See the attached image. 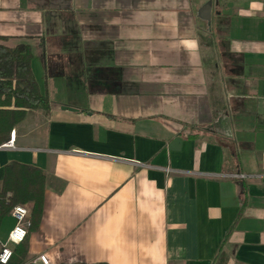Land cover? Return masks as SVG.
<instances>
[{
  "label": "crops",
  "instance_id": "obj_1",
  "mask_svg": "<svg viewBox=\"0 0 264 264\" xmlns=\"http://www.w3.org/2000/svg\"><path fill=\"white\" fill-rule=\"evenodd\" d=\"M206 1L0 0L50 103L0 145L45 173L22 264H264V0Z\"/></svg>",
  "mask_w": 264,
  "mask_h": 264
},
{
  "label": "trees",
  "instance_id": "obj_2",
  "mask_svg": "<svg viewBox=\"0 0 264 264\" xmlns=\"http://www.w3.org/2000/svg\"><path fill=\"white\" fill-rule=\"evenodd\" d=\"M31 60L29 44L18 43L10 47L0 42V145L9 139L11 130L24 119L29 109L50 110L49 99L40 92L32 73ZM196 130L198 127H190L188 136H195ZM44 181L45 173L38 167L16 161L6 164L0 181V224L13 205L31 203L28 231L35 229L42 213ZM26 252L25 238L17 244L6 264H22ZM227 262L228 256L220 247L214 264Z\"/></svg>",
  "mask_w": 264,
  "mask_h": 264
},
{
  "label": "built area",
  "instance_id": "obj_3",
  "mask_svg": "<svg viewBox=\"0 0 264 264\" xmlns=\"http://www.w3.org/2000/svg\"><path fill=\"white\" fill-rule=\"evenodd\" d=\"M14 138L12 137L9 141L2 144V146L13 147ZM169 171V169H166ZM234 178L243 179L249 175L245 173H234L231 175ZM9 214L14 218L15 224L13 228L9 231L7 239L1 244L0 247V264H6L9 262L13 255L12 246L17 245L22 242L27 234L28 228L30 226V211L26 204H15L11 207ZM39 261L42 264H47L48 259L45 254H39L35 261Z\"/></svg>",
  "mask_w": 264,
  "mask_h": 264
},
{
  "label": "water",
  "instance_id": "obj_4",
  "mask_svg": "<svg viewBox=\"0 0 264 264\" xmlns=\"http://www.w3.org/2000/svg\"><path fill=\"white\" fill-rule=\"evenodd\" d=\"M212 1H206L199 9V16L203 19L210 20Z\"/></svg>",
  "mask_w": 264,
  "mask_h": 264
},
{
  "label": "clouds",
  "instance_id": "obj_5",
  "mask_svg": "<svg viewBox=\"0 0 264 264\" xmlns=\"http://www.w3.org/2000/svg\"><path fill=\"white\" fill-rule=\"evenodd\" d=\"M251 7L258 9V8L264 7V5H259V4L255 3V2H253V4L251 5Z\"/></svg>",
  "mask_w": 264,
  "mask_h": 264
}]
</instances>
